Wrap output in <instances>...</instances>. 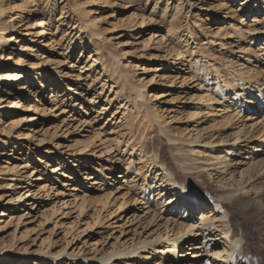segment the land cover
<instances>
[{
    "label": "rangeland",
    "instance_id": "1",
    "mask_svg": "<svg viewBox=\"0 0 264 264\" xmlns=\"http://www.w3.org/2000/svg\"><path fill=\"white\" fill-rule=\"evenodd\" d=\"M1 57L0 264H170L156 244L187 208L161 196L169 179L189 219L227 232L174 264L256 255L237 205L212 204L233 189L225 163L264 139L235 138L245 101L264 102L262 0H0Z\"/></svg>",
    "mask_w": 264,
    "mask_h": 264
},
{
    "label": "bare ground",
    "instance_id": "2",
    "mask_svg": "<svg viewBox=\"0 0 264 264\" xmlns=\"http://www.w3.org/2000/svg\"><path fill=\"white\" fill-rule=\"evenodd\" d=\"M264 3V0H262ZM4 63V60L2 57L0 58V66ZM231 88V87H229ZM230 90V89H229ZM256 91V90H255ZM255 94V93H254ZM23 95L32 96L31 94L25 92ZM240 94L235 93V97H240ZM254 100L247 102L245 101V105L243 104L245 118L242 119L243 123L242 126H240V130L237 134V143L244 142L245 147H249L252 145V143H255L254 136L257 132L259 127H264V119L260 121L259 123H255L254 116H250V114H254V112H258V110H261V105H264L263 98H261L260 95L254 96ZM240 105V103H238ZM259 107V108H258ZM247 120V121H246ZM257 121V120H256ZM248 122V123H246ZM249 124V125H248ZM170 139V138H168ZM169 141V140H168ZM260 146L257 147L253 152L252 157L243 158L239 162L231 161V163H225V165L222 167V169L226 168H233V171L231 172L233 175V180L231 181L228 186H233V189L230 190V193H227V197H224L223 199L216 200V204H212L215 206V208L219 211L220 207L224 206L225 204L229 202H233V204L237 205V207L242 211L244 214L245 219L247 222L256 229L257 231V237H256V243L259 246L258 251L255 256H252L250 254L249 245H239V248H236V244L230 245L224 253H221L217 256H214V259L216 261L220 260V257L225 254H227V257L223 258L224 264H264V158L261 159V157L264 155V139H261L259 141ZM221 146L218 143L215 145V148L213 151L221 150ZM234 156H236V152L232 153ZM217 160L219 159L216 158ZM215 162V161H214ZM218 164V161L216 162ZM215 163H212L211 165H216ZM215 168V167H214ZM253 179V182H259L257 185H252L250 182ZM159 184V183H158ZM168 184L164 192L162 191L161 196L171 197V201L169 203L173 202H179L182 200V202L186 205L185 208H187L184 211V217L181 218L182 221H170L167 222L166 225L170 224V226H173L172 229L169 227V231L172 233V236H176L178 233L181 235L176 238H167L165 241H161L157 243L156 245H163L164 249L161 251V255L163 257V261H165V258H169L168 263L174 264V262H178L177 259L188 257L189 253L182 252L181 250L187 249L194 251L197 250L198 239L200 237H203L205 241L209 240L211 237H216L218 233L226 234L227 232L224 230L218 231L220 229V226H218L216 223H211L212 221L208 220L207 216H201V219L197 221L194 216H192L191 219H189L190 214L192 211L189 210V205H193V209L195 208L194 203V195L183 188L179 187L175 182L172 180H168L165 184L161 186V188H164V186ZM243 189H246L245 192H243ZM248 189V190H247ZM175 194V195H174ZM182 198V199H181ZM189 207V208H188ZM189 210V211H188ZM154 217V216H153ZM226 217L223 215L222 218ZM156 218V217H155ZM159 221H162L161 219L152 218L151 225L153 226L154 223H159ZM156 226V225H154ZM217 242V239L214 240ZM215 245V244H214ZM216 246V245H215ZM166 247V250H165ZM148 248H153L154 250L156 247L151 244H145L138 250L146 251ZM138 250H135L131 252L132 256L138 254ZM161 250V249H160ZM181 251V252H180ZM130 254V255H131ZM122 255V254H119ZM118 255V256H119ZM201 255V254H200ZM221 255V256H220ZM192 256V255H191ZM117 257V256H116ZM201 256L197 255V257L193 261L197 263H190V264H200L198 261ZM112 258H115L113 256ZM111 257L108 259H105L101 261V264H108V262L112 259ZM177 264V263H176Z\"/></svg>",
    "mask_w": 264,
    "mask_h": 264
}]
</instances>
